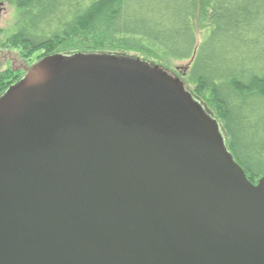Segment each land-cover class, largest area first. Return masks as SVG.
Masks as SVG:
<instances>
[{"label": "water", "instance_id": "1", "mask_svg": "<svg viewBox=\"0 0 264 264\" xmlns=\"http://www.w3.org/2000/svg\"><path fill=\"white\" fill-rule=\"evenodd\" d=\"M23 70L0 97V264H264V176L179 78L97 53Z\"/></svg>", "mask_w": 264, "mask_h": 264}, {"label": "trees", "instance_id": "2", "mask_svg": "<svg viewBox=\"0 0 264 264\" xmlns=\"http://www.w3.org/2000/svg\"><path fill=\"white\" fill-rule=\"evenodd\" d=\"M11 1L14 23L2 33L26 60L39 51L40 60L135 51L191 61L196 51L189 72L194 96L220 124L249 180L264 176V0ZM198 9L208 27L200 41ZM24 75L0 72V97Z\"/></svg>", "mask_w": 264, "mask_h": 264}, {"label": "rangeland", "instance_id": "3", "mask_svg": "<svg viewBox=\"0 0 264 264\" xmlns=\"http://www.w3.org/2000/svg\"><path fill=\"white\" fill-rule=\"evenodd\" d=\"M199 9L195 14L194 23L200 41L202 34L207 30L208 27L204 28L205 26H207V24L199 18L201 13V11L199 12ZM15 13H16V7L13 1L11 0L5 1L1 8V17H0V31H1L0 32V72H5L11 69L15 72H18L20 70L24 71L23 67L28 68L29 66L36 64L40 61L39 59L41 53L40 51L33 54L32 57L27 58L26 60V58H24L26 56V53L23 52L22 49L20 48H14L13 46H11V44L6 40L4 33H2L3 31H7L13 25ZM115 53H116L115 55L121 57H126L130 59H140L142 62L147 63L152 67H158L159 69L167 72L171 76L179 78L183 82L185 90H187V92H189L191 96H193V98L197 101V98L193 94L196 85H194L191 82L189 77L190 66H191L190 60L174 61L170 59L166 60V59L151 58L150 56H146L142 53L135 51H126V52L119 51ZM97 54H105V53H97Z\"/></svg>", "mask_w": 264, "mask_h": 264}]
</instances>
